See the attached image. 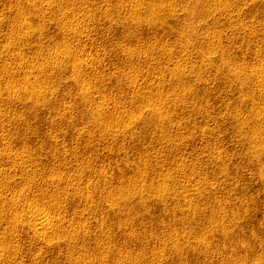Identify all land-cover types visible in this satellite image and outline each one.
Returning a JSON list of instances; mask_svg holds the SVG:
<instances>
[{
	"label": "rangeland",
	"instance_id": "1",
	"mask_svg": "<svg viewBox=\"0 0 264 264\" xmlns=\"http://www.w3.org/2000/svg\"><path fill=\"white\" fill-rule=\"evenodd\" d=\"M0 254L264 264V0H0Z\"/></svg>",
	"mask_w": 264,
	"mask_h": 264
},
{
	"label": "bare ground",
	"instance_id": "2",
	"mask_svg": "<svg viewBox=\"0 0 264 264\" xmlns=\"http://www.w3.org/2000/svg\"><path fill=\"white\" fill-rule=\"evenodd\" d=\"M50 6H52V9L55 7V5H54V3H51L50 4ZM51 9V10H52ZM54 12H53V10H52V12H50V14L49 15H51V14H53ZM66 14V13H65ZM48 15V16H49ZM63 19H65V18H63ZM68 19V18H67ZM56 52V51H55ZM59 52V51H58ZM58 52L57 53H55V54H57L58 55ZM62 52V51H61ZM60 52V53H61ZM66 52V51H65ZM59 53V54H60ZM68 53V52H67ZM65 54V53H64ZM63 54V55H64ZM52 55V54H51ZM51 55H50V57H51ZM61 55V54H60ZM53 56V55H52ZM56 55H54V57H55ZM65 56H67L66 54L63 56V57H65ZM49 57V58H50ZM59 58H60V56H58ZM58 57H56V59L58 58ZM62 57V56H61ZM205 57V56H204ZM205 58H207V57H205ZM44 59H46V58H44ZM47 59H48V57H47ZM50 60V59H49ZM48 60V61H49ZM44 61V60H43ZM47 61V62H48ZM50 61H52V60H50ZM57 61V60H56ZM44 62H46V61H44ZM47 62H46V64H47ZM49 63V62H48ZM50 63H52V62H50ZM53 63H54V61H53ZM65 63V62H64ZM50 65V64H49ZM53 65V64H52ZM76 78V77H75ZM74 78V79H75ZM77 80V79H76ZM80 81V80H79ZM78 81V82H79ZM32 82V81H31ZM82 83V82H81ZM27 85V84H26ZM31 85V84H30ZM89 85H91V84H89ZM33 86V85H32ZM87 86V85H86ZM84 87V86H83ZM31 88V87H30ZM37 88V87H36ZM87 88V87H86ZM91 88H92V86H91ZM22 89H24V88H22ZM26 89H27V87H25V89H24V91L26 92ZM41 89V88H40ZM82 89V88H81ZM89 89V88H88ZM21 90V89H20ZM42 90H44V89H42ZM87 90V89H86ZM91 90V89H90ZM40 91V90H39ZM85 91V90H84ZM84 91H82V93L84 92ZM87 91H89V90H87ZM34 92V91H33ZM38 92V91H37ZM41 93H43V91H40ZM45 93L44 94H42V95H45V94H47L46 93V91H44ZM24 93V92H23ZM28 93H29V91H28ZM90 93L91 92H89V93H86L85 95H84V93H83V97L82 98H84V100L85 101H87V99H88V94L90 95ZM21 94V93H20ZM27 94V93H26ZM25 94V95H26ZM36 94H40V93H36ZM24 95V96H25ZM33 95V94H32ZM27 96V95H26ZM30 97H32V96H30ZM36 97V96H35ZM44 97V96H43ZM46 97V96H45ZM45 97H44V99H45ZM33 98V97H32ZM37 99H39V95L36 97ZM42 99V98H41ZM40 99V100H41ZM36 102V101H35ZM40 102V101H39ZM38 103V102H37ZM198 184V183H197ZM196 185V184H195ZM194 185V186H195ZM193 186V187H194ZM197 186V185H196ZM192 187V186H191ZM199 187V186H198ZM198 187H195V189L196 188H198ZM159 188V187H158ZM161 188V187H160ZM162 189H163V187H162ZM194 189V188H193ZM160 190V189H159ZM164 190V189H163ZM198 190V189H197ZM191 191H192V189H191ZM160 192V191H159ZM162 192V191H161ZM157 193H158V191H157ZM162 197V196H161ZM165 198V197H164ZM168 198V197H167ZM181 198V197H180ZM166 199V198H165ZM183 199H185V198H183ZM178 201V200H177ZM187 201V200H186ZM189 202V201H188ZM191 203V202H190ZM189 203V204H190ZM185 206H187V205H185ZM190 206H192V205H190ZM39 209V208H38ZM37 209V207H30L29 209L27 208V211H28V213H27V215H26V217H25V219H23L24 220V222H26V223H28V227H30L29 229H31V231L33 232V234H34V236H38V237H45L46 236V234L48 233L49 234V238L51 239V235H53L54 237H55V235H57L56 233H59V232H56V231H54V229H56V227H55V225H56V223H54V220L51 218V217H49V216H47L46 214H42L41 213V211H40V209L38 210ZM23 215V214H22ZM17 218H19V217H17ZM24 218V217H23ZM19 220V219H18ZM18 220L16 221L17 223H18ZM21 220H19V222H20ZM22 222V221H21ZM59 222V221H58ZM57 222V223H58ZM23 223V222H22ZM13 224H16V223H13ZM19 224V223H18ZM24 224V223H23ZM25 226L27 225V224H24ZM18 226V225H17ZM24 226V227H25ZM27 227V226H26ZM30 231V232H31ZM56 232V233H55ZM48 234H47V236H48ZM63 234V233H62ZM61 235V234H60ZM60 235H58V236H60ZM46 236V237H47ZM57 237V236H56ZM61 237H63V236H61ZM61 237H58V238H61ZM4 238V237H3ZM35 238V237H34ZM6 239V238H5ZM4 239V240H5ZM41 240V239H40ZM48 240V239H47ZM46 241V238H45V240H44V242ZM50 241V240H49ZM48 241V242H49ZM6 242V241H5ZM47 243V242H46ZM50 244H51V242H49ZM6 252V251H5ZM2 254V253H1ZM0 254V255H1ZM3 255V254H2ZM86 256V255H85ZM4 257V256H3ZM1 258H2V256H1ZM88 261V260H87ZM84 260H83V264H84Z\"/></svg>",
	"mask_w": 264,
	"mask_h": 264
}]
</instances>
